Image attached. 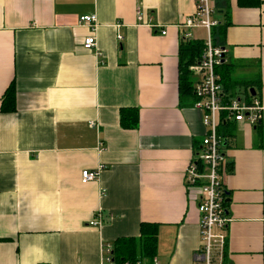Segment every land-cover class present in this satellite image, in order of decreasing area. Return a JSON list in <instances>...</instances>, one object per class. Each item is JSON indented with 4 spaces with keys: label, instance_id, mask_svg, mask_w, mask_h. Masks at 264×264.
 Returning a JSON list of instances; mask_svg holds the SVG:
<instances>
[{
    "label": "crops",
    "instance_id": "crops-1",
    "mask_svg": "<svg viewBox=\"0 0 264 264\" xmlns=\"http://www.w3.org/2000/svg\"><path fill=\"white\" fill-rule=\"evenodd\" d=\"M214 6L224 100L264 103V0ZM195 10L196 0H0V264H106L104 245L139 238L144 222L158 226L157 253L134 264H197L186 171L205 126L180 69L181 43L208 37L184 27ZM92 14L88 50L81 17ZM12 84L16 108L5 110ZM122 109H138L137 128L122 126ZM263 126L221 125L226 264H264ZM100 165L83 183L82 170ZM99 210L112 219L90 225Z\"/></svg>",
    "mask_w": 264,
    "mask_h": 264
},
{
    "label": "built area",
    "instance_id": "built-area-1",
    "mask_svg": "<svg viewBox=\"0 0 264 264\" xmlns=\"http://www.w3.org/2000/svg\"><path fill=\"white\" fill-rule=\"evenodd\" d=\"M215 13L214 0H196L195 12L186 16L184 22V27L188 29L203 26L208 31L202 57L189 65L190 72L198 77L193 84L194 108L202 113L205 126L201 152L192 158L186 171V184L190 196L198 203L200 214L201 246L195 254L197 264H226L227 227L231 218L228 215L224 186L229 161L222 150L223 137L220 133L222 122L233 119L257 126L264 121V103L258 97L254 96L249 100L240 98L224 100L218 67L224 63L227 49L213 41L212 29L219 25ZM81 20L91 26L92 33L85 38L84 48L92 50L97 43L95 29L98 16L84 15ZM185 35L191 36L190 31H186ZM102 168L100 165L98 168L82 170V182L96 180ZM111 219V214L106 215L103 210H99L89 224L101 227ZM113 248L112 244L104 245V263L115 264ZM154 263L158 264L157 258L154 259Z\"/></svg>",
    "mask_w": 264,
    "mask_h": 264
},
{
    "label": "trees",
    "instance_id": "trees-1",
    "mask_svg": "<svg viewBox=\"0 0 264 264\" xmlns=\"http://www.w3.org/2000/svg\"><path fill=\"white\" fill-rule=\"evenodd\" d=\"M219 26V25H218ZM212 30L213 41L216 45L219 44L216 37V29ZM220 35H224L225 30L218 31ZM205 49V42L201 40L186 39L180 45V65H181V79H182V91H193V84L190 80L189 65L197 62L203 55ZM223 65L218 67V71ZM16 94L15 87L12 84L7 90L4 100L3 108L15 109L16 106H12L11 103L15 102ZM7 100L9 102H7ZM8 103V105H6ZM129 112H131L129 114ZM226 120H224L225 122ZM228 121V120H227ZM121 123L126 128H137L139 126V111L138 109H122L121 110ZM222 128L220 127V133ZM229 164V163H228ZM228 204V202H226ZM141 242V245H140ZM158 245V226L157 224L144 222L141 225V236L139 238L134 236H124L116 239L113 244V256L115 264H134L138 258L140 252L144 257L152 258L157 253Z\"/></svg>",
    "mask_w": 264,
    "mask_h": 264
},
{
    "label": "water",
    "instance_id": "water-1",
    "mask_svg": "<svg viewBox=\"0 0 264 264\" xmlns=\"http://www.w3.org/2000/svg\"><path fill=\"white\" fill-rule=\"evenodd\" d=\"M226 201H228V199H226Z\"/></svg>",
    "mask_w": 264,
    "mask_h": 264
},
{
    "label": "rangeland",
    "instance_id": "rangeland-1",
    "mask_svg": "<svg viewBox=\"0 0 264 264\" xmlns=\"http://www.w3.org/2000/svg\"><path fill=\"white\" fill-rule=\"evenodd\" d=\"M264 127V126H263Z\"/></svg>",
    "mask_w": 264,
    "mask_h": 264
}]
</instances>
